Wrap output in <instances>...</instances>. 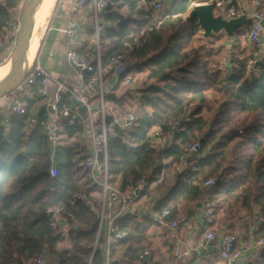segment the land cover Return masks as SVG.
I'll use <instances>...</instances> for the list:
<instances>
[{
  "label": "trees",
  "instance_id": "obj_1",
  "mask_svg": "<svg viewBox=\"0 0 264 264\" xmlns=\"http://www.w3.org/2000/svg\"><path fill=\"white\" fill-rule=\"evenodd\" d=\"M112 1L105 13L107 34L99 42L102 66L123 54L129 57L127 74L148 69L156 83L140 91L134 127L120 128L112 113L106 115L110 182L126 191L149 176L150 185L157 183V193L169 187L154 204L159 217L168 209L171 218L185 211L191 219L195 207L188 206L207 196L223 220L250 217L255 225V210L264 215V59L256 64L257 73H249L247 65L255 50L248 56L243 50L237 52L235 42L226 41L232 48L230 68L218 67L214 58L219 50L211 46L213 42L197 40L200 24L189 15L197 0H173L157 19L150 0ZM23 2L0 0V35L18 19L14 12ZM94 33L91 30L93 45L79 50L89 58L95 56ZM27 87L34 96L19 98L25 114H12L9 129L0 117V264H34L44 252L48 264H104L106 236L102 233L97 243L101 201L95 196L102 198V190L84 165L89 129L81 117L73 124L63 119L62 143L53 153L44 135L53 111L42 103L37 86ZM211 91L216 92L219 107L208 121L205 112L210 111ZM104 101L122 106L115 95L105 96ZM64 104H73L69 95L62 94L59 109ZM39 105L33 123V110ZM175 119L186 121L171 145L155 146L152 134L171 135ZM97 126L102 129L101 120ZM192 139L202 140L201 148L195 156H187L185 148ZM52 165L58 169L55 178L50 174ZM170 172L173 181L168 183ZM210 178L215 184L205 188ZM152 194L149 187L142 196L153 198ZM54 206L65 207V231L50 225L47 210ZM120 225L128 235L111 243L110 255L116 259L112 264H159L151 248L153 229L160 223L150 217L125 216ZM252 236L264 237V223ZM146 249L150 257L143 258ZM250 264H264V250Z\"/></svg>",
  "mask_w": 264,
  "mask_h": 264
},
{
  "label": "built area",
  "instance_id": "obj_2",
  "mask_svg": "<svg viewBox=\"0 0 264 264\" xmlns=\"http://www.w3.org/2000/svg\"><path fill=\"white\" fill-rule=\"evenodd\" d=\"M173 0H150V6L155 11L162 10L165 6L171 4ZM218 12L217 17L225 21L237 20L243 17L249 12L248 4L246 0H208L205 2ZM113 4L112 0H76L73 4V12H79L80 10H86V14H90L93 19V30L95 32L96 40L98 43V49L95 56L89 58L79 53L77 29L80 28L83 23L78 20H70L68 27L65 30V35L68 42L67 58L74 66L79 67L80 73V87L78 92L72 93L62 82L56 81L57 89L55 96L52 100H48L47 106L53 111L57 112L46 123L44 129V135L47 141L51 144L53 153L56 148L62 143V126L60 119L69 120L70 124H73L80 115L78 108L73 104H64L59 109V102L62 94L69 95L71 99L78 98L82 105L86 106L89 123V138L90 147L89 154L85 160V167L90 171L91 178L94 184L98 185L102 190L101 205L99 209V229L97 232V243L102 235L106 236V259L104 264H112L116 261L115 258L110 255V245L114 240L124 239L128 233L123 231L120 225V220L128 215H137V204L142 197L144 191L149 188L150 182L147 176H143L137 184L124 191L115 184L110 182L109 174V159H108V130L105 125L106 115L112 113L115 117V125L120 128H132L135 125V115L128 114L124 118L116 116L111 109L105 108V87H104V74L111 72L116 80H121V84L129 86L133 82V74H127V66L129 57L123 54L115 55L110 63L103 67L101 64V51H100V38L107 34V24L105 22V13L110 5ZM257 5H260V1H257ZM264 10L259 8L254 12L248 13L249 31L247 34V43L255 50L253 57L248 62V72H258L256 64L264 59ZM13 33H19L21 29L20 20H13L8 24ZM237 34L236 31L227 33V38L233 39ZM97 63V66H95ZM91 76L90 78H88ZM122 76H124L122 78ZM122 78V79H121ZM52 78L50 73L37 61H34L26 70L24 78L25 86H37V94L43 99H48L49 92L48 86ZM98 99L100 102L99 108L95 111L93 109L92 101ZM25 106L19 98H15L11 104L12 114L24 115ZM94 116L100 118L102 122V129L100 130L95 124ZM186 120L175 119L171 122L172 134L170 137H174L175 133L181 130L182 124ZM152 141L156 143V146L164 149L167 146L165 140L162 138L161 132L156 131L152 134ZM200 139H192L186 146L185 152L187 156H195L199 153L201 148ZM167 146V147H166ZM50 174L52 178L57 177L58 169L55 165L51 166ZM215 184L213 178L208 179L204 186L205 188H212ZM82 195H78L77 199H81ZM204 225L201 229V243L200 246L212 245L220 243V249L218 255L220 257L221 264H238L243 254L249 250H255L261 252L264 250V237L241 239L235 234L225 233L223 235L216 229L217 214L215 213L211 202L206 197L204 203ZM65 211L64 206H54L47 210L51 222L50 225L54 230L61 229L65 231L67 224L62 219V214ZM172 214L170 210H164L162 215L157 218L153 217V221L160 223L171 229L174 234H177L180 226L186 221V214L179 213L176 217L171 218ZM170 218V219H169ZM253 220L257 225L264 223V215L255 210ZM97 246V244H96ZM199 248H193L190 250L182 251L180 243H177L174 247L173 255L175 258L180 259L183 257H189L192 251L198 252ZM143 258L150 257V251L146 249L143 253ZM201 263V259H198L197 264ZM34 264H48L47 253H43L34 260Z\"/></svg>",
  "mask_w": 264,
  "mask_h": 264
},
{
  "label": "crops",
  "instance_id": "obj_3",
  "mask_svg": "<svg viewBox=\"0 0 264 264\" xmlns=\"http://www.w3.org/2000/svg\"><path fill=\"white\" fill-rule=\"evenodd\" d=\"M76 0H57L56 5L52 14L50 15L42 40L40 41L39 48L34 56L30 57V61H27L28 65L30 66L34 61L39 62L42 66L50 73L52 78L49 86L48 92L49 97L48 100H52L55 96V92L57 89L56 81L62 82L68 89L72 91V93L78 92L80 87V78L78 76L77 71L73 68L70 61L67 58V50H68V42L65 35V30L68 27L70 20L75 19L79 22H82L83 25L77 29V40H78V47L79 50L83 48H87L93 45L91 30L93 31V19L90 14H86V10H80L79 12H73V4ZM248 4L249 12L241 18H238L236 22L228 23L230 27H236L237 34L241 31L249 29L248 21V13L254 12L256 9L264 10V0H259L260 5H257L258 0H246ZM22 5L16 9L14 12V17L20 18ZM217 15L213 16L214 20H217ZM218 27L219 30L223 31L226 41L227 42H234L236 35L233 39L227 38V22L221 23L218 22L217 24L209 25V30H213ZM211 34H214L213 32ZM14 34L10 31L6 30V33L0 35V38H4L5 36V45H8L13 38ZM94 43L96 45L95 53L98 49V43L96 40V36L94 33ZM4 44L0 41V51L4 49ZM249 45V44H248ZM100 46V44H99ZM101 51V50H100ZM3 52H0V54ZM10 59V58H8ZM6 59V60H8ZM5 60V61H6ZM4 62V61H3ZM2 62V63H3ZM2 65V64H0ZM132 85V84H131ZM118 86H124L121 84V80H116L114 75L109 72L104 74V87L106 96L114 95V89ZM124 87H130L124 86ZM19 93H22V98L29 96V93L23 89H18L10 95L0 98V117L4 118V125L7 129H9V117L12 115L11 112V104L12 101L15 99V96ZM117 99L122 100V94L115 96ZM47 100V99H46ZM111 104H119V103H106L107 109H111L114 114L117 116L116 110L111 106ZM93 109L96 111L99 106L100 102L98 99L92 101ZM109 107V108H108ZM42 108V105L36 106L33 110V123L36 121L38 116V112ZM53 111V110H52ZM57 112L53 111V115ZM79 113V112H78ZM80 115V114H79ZM126 115L119 117H125ZM81 117V116H79ZM82 118V117H81ZM83 119V118H82ZM98 119V120H95ZM100 118L94 116L95 124L97 125V121ZM85 121V120H84ZM64 120L60 119V124L62 126ZM90 119L88 118L85 121L87 128L89 129ZM89 136V133H88ZM167 146H170L174 137H162ZM152 143L156 146V143L152 141ZM166 146V147H167ZM89 147H90V138H89ZM89 151V148H88ZM186 164V161L184 162ZM169 191V187L165 188L163 191L157 193L154 198H148L147 202L143 198V196L139 199L137 208L138 214L137 215H128V216H137L138 218L143 217H150L151 219L155 216L159 218L158 214H155L153 211L154 204L158 202L164 195ZM147 197V196H146ZM207 196L203 197L198 204L190 205L188 208H194V216L191 219H186V221L180 226L177 234L166 227L165 225L160 223V220L157 219V222L160 223L157 227L153 229V238L152 243L155 242L157 239V259L154 258L159 264H197L198 259H201L200 264H221L220 257L218 255L220 249V243H215L212 245H206L204 247L200 246L202 237H201V229L204 225V207L203 203ZM181 213H185V211H181ZM186 214V213H185ZM187 218V215H186ZM153 220V219H152ZM156 222V221H155ZM257 224H252V220L250 217L248 220H244L242 217L239 219H235L234 221L231 219H225L221 217V214H217V225L216 229L220 232L221 235L225 233H232L239 236L241 239L252 238L254 231L256 230ZM162 229L167 231V240L164 239L163 234L160 232ZM157 231V233H156ZM180 243L182 251L190 250L193 248H199L198 252L192 251L189 257H183L177 259L173 255L174 247L177 243ZM263 251L257 252L255 250H249L243 254L238 264H250L258 259Z\"/></svg>",
  "mask_w": 264,
  "mask_h": 264
},
{
  "label": "rangeland",
  "instance_id": "obj_4",
  "mask_svg": "<svg viewBox=\"0 0 264 264\" xmlns=\"http://www.w3.org/2000/svg\"><path fill=\"white\" fill-rule=\"evenodd\" d=\"M205 2H207V1L197 0V1L193 2L192 6L190 8V11H189V15L196 16L198 18L199 24H201L203 22L201 14H200V9L204 8V7L212 9L210 4H206ZM164 8L162 10H160V11H155L153 13L156 16L155 19H157V16L161 12H163ZM53 10H54V8H53ZM53 10H52V12H53ZM52 12H51V14H52ZM212 13H213V16H216V14H217V12L215 10H212ZM20 16H21V14H20ZM48 19H47V21H48ZM19 20H20V18H19ZM215 23L216 22L213 21V23H211L210 25L215 24ZM44 30H45V28H44ZM7 31L12 32L10 29H7ZM248 31H249V29L248 30L244 29L243 31L239 32L237 34L236 39H235L236 41H234V42H235L236 48L238 47L237 48V52H240V51L243 50V51H245L248 54V56H251L254 48L252 46L248 45V43H247ZM212 32L214 34H211ZM43 33H44V31H43ZM221 33H223V31L219 30L218 27H216L215 29H213L211 31L209 29H206L205 27H202V25H200V32H199V34L197 36V40L201 44H210V43L213 42L211 44V46H213V48L215 50H217V51L219 50V54L217 55V57L214 58L215 64L218 67L227 70V68H230L229 54H230V51L232 50V48L225 45L226 38H225L224 34H221ZM13 34H14L13 35L14 37L11 38V41H10V43L8 45L4 44L5 36H4V38H2V36L0 38V41H2V43L5 46L4 49L2 51H0V52H3V53L0 54V64H4L5 62L12 61L13 58H11V57L16 54L17 44H18L17 43V41H18V33L17 34L13 33ZM42 37H43V35H42ZM41 40H42V38L39 40L38 48H39V44H40ZM38 48H37V50H38ZM219 48H221V49H219ZM8 58H10V59H8ZM6 59H8V60H6ZM27 61H30V57L28 55H27V59H26V70L29 67ZM12 68H13V66H12ZM149 76H150V71L148 69L145 70L144 72L140 73V74H138V73L134 74L133 73V82H132V85H130V87L118 86L117 88H115L113 90L114 91L113 94L115 96L119 97V94H122V97H121L122 100H123L122 106H120L118 104H111V106H113V108L116 110L117 114L122 115V116L127 115V114H135V112L140 108L139 107V102H138V97L141 94L140 91L145 89L147 86L156 83V81L155 80H151L149 78ZM23 88H24V90H26L29 93L30 97L34 96V93L30 90L29 87L25 86L24 83L22 84V86L19 89L21 90ZM22 96H23V94L19 93V94H17L15 96V98H22ZM208 96H209L210 111H206L205 112V116L208 119V121H211V119L213 118V116L215 115V113L218 110L219 103L218 104L216 103L217 94H216L215 91H213V92L211 91ZM43 102H44V104H48V99L46 100V98H45L42 101V103ZM105 108L107 109V106H105ZM119 115H117V116H119ZM95 120H98V119H95ZM85 141H86V144H87V147H88L89 136H87L85 138ZM167 181H168V183H171L173 181V173H171V172L168 173ZM156 187H157V183H154V184H152L150 186V189L153 190V194H152L153 198L157 195V192L154 191ZM95 196H96V198L98 200V203L100 204L101 195L98 194V195H95ZM143 198L147 202L148 198L146 196H144ZM241 214L246 217V214H248V212L245 211V210L244 211L242 210ZM247 217H249V216H247ZM248 219L249 218H247L245 220H248ZM250 220H252V218ZM160 232L163 234L164 239H166V241H168L167 240V237H168L167 236V231L165 229H162ZM156 233H157V231H156ZM153 235H154V233H153ZM62 246L65 247L66 245L63 244ZM151 253L153 254L154 258L157 259V239H155V242L152 243Z\"/></svg>",
  "mask_w": 264,
  "mask_h": 264
},
{
  "label": "water",
  "instance_id": "obj_5",
  "mask_svg": "<svg viewBox=\"0 0 264 264\" xmlns=\"http://www.w3.org/2000/svg\"><path fill=\"white\" fill-rule=\"evenodd\" d=\"M42 0H24L21 8V16H20V23H21V29L18 33V41H17V50L16 54L13 55L15 56V64L13 66V69L11 71L10 76L4 80L3 82L0 83V98L5 97L7 95L12 94L15 92L17 89H19L24 81L26 71L21 72L22 66L26 61V42H27V37H28V26H29V21L30 18L39 5V3ZM212 8V7H211ZM212 9H209L207 7L201 8L200 9V14L202 17V27H205L206 29L209 28V25L213 23V21L221 23H226L227 22V33H232L233 31H236V27H230L228 24L231 22H236V20L230 21H225L221 19L220 17L217 18V20H214L213 18V13ZM237 23V22H236ZM262 25H264V22H261ZM71 65L73 68L77 71V73H80V68L77 66H74L72 63ZM73 105L78 108V112L80 116L83 118V120L88 119V114H87V108L86 106L82 105L81 101L78 98H73L72 99Z\"/></svg>",
  "mask_w": 264,
  "mask_h": 264
},
{
  "label": "bare ground",
  "instance_id": "obj_6",
  "mask_svg": "<svg viewBox=\"0 0 264 264\" xmlns=\"http://www.w3.org/2000/svg\"><path fill=\"white\" fill-rule=\"evenodd\" d=\"M57 0H42L35 11L33 12L28 26V37L26 42V59L27 55L32 57L35 55L39 40L42 38L44 28L47 23L53 8L56 5ZM39 51V50H38ZM12 61L5 62L0 65V83L6 80L12 71V66L15 64V56H12ZM26 71V61L22 66L21 72Z\"/></svg>",
  "mask_w": 264,
  "mask_h": 264
}]
</instances>
